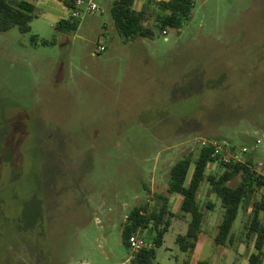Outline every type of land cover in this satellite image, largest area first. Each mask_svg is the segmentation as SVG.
<instances>
[{
    "label": "rangeland",
    "instance_id": "rangeland-1",
    "mask_svg": "<svg viewBox=\"0 0 264 264\" xmlns=\"http://www.w3.org/2000/svg\"><path fill=\"white\" fill-rule=\"evenodd\" d=\"M113 1L94 0L101 12L59 32L69 9L38 0L30 31L0 32V264H133L122 244L126 217L153 207L177 160L211 144L220 153L208 175L239 148L264 162V0H192L181 29L159 28L161 0H135L153 37L127 44ZM97 44L105 50L93 54ZM262 198L263 187L252 200ZM199 205L195 250L179 249L175 223L155 263L248 264L250 210L217 246L224 210L207 182ZM137 235L146 245L154 232Z\"/></svg>",
    "mask_w": 264,
    "mask_h": 264
},
{
    "label": "trees",
    "instance_id": "trees-1",
    "mask_svg": "<svg viewBox=\"0 0 264 264\" xmlns=\"http://www.w3.org/2000/svg\"><path fill=\"white\" fill-rule=\"evenodd\" d=\"M73 2L74 0L62 1L69 10ZM134 2L135 0H114L110 7L114 27L125 44L153 37V29L144 24L143 11H136L133 8ZM159 7L163 11L156 21L159 28L181 29L190 18L193 3L192 0H161ZM33 11L34 6L22 0H0V32H6L13 27H17L22 33L30 31L29 23ZM78 24V21L61 19L56 24V29L59 32H74ZM32 40H35V36H32ZM213 152L214 147L206 144L199 149L196 156L188 155L177 160L169 170L165 189L155 195L156 202L153 207L149 208L145 204L130 211L121 232L122 244L126 248L130 235L144 230L154 232L153 239L133 258V264H156L155 249L162 245L172 219L180 216L170 211V198L175 195L182 199L179 213L189 216L186 233L178 235L175 242L182 252L194 251L204 218L197 199L198 191L204 182L208 183L210 192L216 196L224 210L214 238L215 245L224 246L231 242V231L239 211L249 209L250 221L246 238L253 239L254 252L248 257V264H264V198L252 200L254 193L263 187V182L251 168L253 159L248 157L244 163L219 162L222 173L218 176L208 175V165L217 162L212 156ZM236 178H239L238 183L231 186L230 183ZM206 205L208 208L212 207ZM183 264L188 262L184 261ZM196 264L209 263L200 261Z\"/></svg>",
    "mask_w": 264,
    "mask_h": 264
},
{
    "label": "built area",
    "instance_id": "built-area-1",
    "mask_svg": "<svg viewBox=\"0 0 264 264\" xmlns=\"http://www.w3.org/2000/svg\"><path fill=\"white\" fill-rule=\"evenodd\" d=\"M101 12V9L99 6L94 2V0H74L72 8L69 10V16L67 19L71 21H78L80 22L85 15L88 14H95ZM165 34V32L163 31ZM105 50L104 46L101 44H97L95 51L93 54L101 53ZM214 147L213 157L216 158L217 155L220 153L219 148H217L215 145H212ZM247 148H239L238 150H234L233 153H231L229 156H221L220 160L224 163L228 162H238V163H244L245 159L243 158L244 155L247 152ZM253 171L256 173V175L261 179L263 182V188H264V162L257 161L253 163ZM128 249L131 253L137 254L141 250L144 249L145 243L143 239H141L137 234H132L128 237Z\"/></svg>",
    "mask_w": 264,
    "mask_h": 264
},
{
    "label": "crops",
    "instance_id": "crops-1",
    "mask_svg": "<svg viewBox=\"0 0 264 264\" xmlns=\"http://www.w3.org/2000/svg\"><path fill=\"white\" fill-rule=\"evenodd\" d=\"M22 1H25V2H28V3H31L32 5H33V3L36 1V0H22ZM38 1V0H37ZM58 1H60V2H62V1H64V0H58ZM34 6V5H33ZM202 186V185H201ZM201 188V187H200ZM199 191H200V189H199ZM199 191H198V195H197V199H198V201H199ZM181 201H182V199H181V197L180 196H178V195H175V196H172L171 198H170V211L173 213V214H179L180 216H178V217H174L173 219H172V221H171V225H170V227L173 225V224H175V223H179V222H181V226H182V234H179V235H184L185 233H186V230H187V226H188V222H189V216L188 215H181L180 213H179V208H180V204H181ZM210 206H212L211 204H209ZM207 206V205H206ZM208 208V207H207ZM208 209H210V208H208ZM203 220H204V218H203ZM98 224H99V231H102L103 230V226L101 225L102 223H99V222H97ZM203 223V222H202ZM216 230L218 231V226L216 227ZM99 233H101V232H99ZM201 234H203V230H202V226H201V232H200V234H199V237H200V235ZM100 235V234H99ZM178 236V235H177ZM199 237H198V240H199ZM215 238V237H214ZM99 244H100V246H99V250H100V254H101V257H102V259L104 260V261H106L107 259H108V255H107V253L106 252H104V250H103V242H104V238L102 237V238H99ZM198 242V241H197ZM197 245V244H196ZM217 246H221V245H217ZM224 246H226V245H224ZM196 248V247H195ZM195 250V249H194ZM253 253V252H252ZM251 254V253H250ZM250 254L248 255V257L250 256ZM248 257H247V262H248ZM184 262V261H183ZM85 264H87V263H85ZM183 264V263H182Z\"/></svg>",
    "mask_w": 264,
    "mask_h": 264
}]
</instances>
